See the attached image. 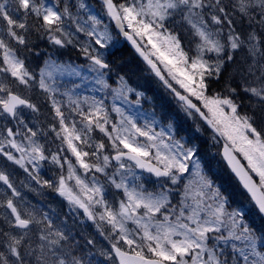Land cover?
I'll return each instance as SVG.
<instances>
[{"label":"snow or ice","instance_id":"snow-or-ice-1","mask_svg":"<svg viewBox=\"0 0 264 264\" xmlns=\"http://www.w3.org/2000/svg\"><path fill=\"white\" fill-rule=\"evenodd\" d=\"M0 264H264V0H0Z\"/></svg>","mask_w":264,"mask_h":264}]
</instances>
